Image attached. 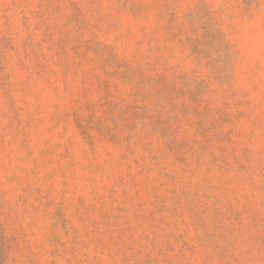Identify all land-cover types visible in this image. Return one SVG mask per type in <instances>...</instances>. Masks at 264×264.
Segmentation results:
<instances>
[{
	"label": "rangeland",
	"instance_id": "rangeland-1",
	"mask_svg": "<svg viewBox=\"0 0 264 264\" xmlns=\"http://www.w3.org/2000/svg\"><path fill=\"white\" fill-rule=\"evenodd\" d=\"M0 264H264V0H0Z\"/></svg>",
	"mask_w": 264,
	"mask_h": 264
}]
</instances>
